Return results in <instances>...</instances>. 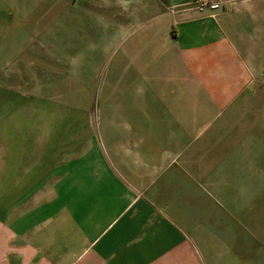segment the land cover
Returning a JSON list of instances; mask_svg holds the SVG:
<instances>
[{"label":"crops","instance_id":"0c3cea01","mask_svg":"<svg viewBox=\"0 0 264 264\" xmlns=\"http://www.w3.org/2000/svg\"><path fill=\"white\" fill-rule=\"evenodd\" d=\"M104 1L84 7L83 29L116 53L118 104L135 95L143 128L160 118L167 134H113L60 164L33 135L7 139L0 110V264H264L257 199L242 202L248 226L226 214V197L263 193L249 180H264V0L215 18L190 0H121L126 15L96 13L140 23L101 35Z\"/></svg>","mask_w":264,"mask_h":264},{"label":"rangeland","instance_id":"374dc122","mask_svg":"<svg viewBox=\"0 0 264 264\" xmlns=\"http://www.w3.org/2000/svg\"><path fill=\"white\" fill-rule=\"evenodd\" d=\"M124 2L119 0L118 5L111 0L101 2L98 6L102 10L94 8V14L100 20V11L109 13L117 8L126 15L129 5ZM96 3V0H0V110L7 115V139L33 135L39 157L47 152L60 164L84 152L94 153L102 142L108 144L113 134H127L136 137L135 141L158 140L160 135L163 139L167 134L160 118L152 121L153 132L143 128L148 117L135 116L139 108L135 95L130 107L119 106L127 91L126 85L117 89L110 82V66L116 53L102 51L104 48L99 46L101 37L106 36L99 37L93 30L85 34L83 29L84 7ZM100 21L97 29L101 35L112 27L127 34L140 23L123 20L117 24L107 16ZM125 37L120 35L119 39ZM29 129L32 131L27 132ZM106 154L104 149L103 155ZM249 183L257 186V192L262 188L263 193L256 197H226V214L230 220L248 226L255 218L242 211V202L246 200L249 205L256 198L261 206L258 211L264 234V180L261 185L260 181ZM248 231L252 232V228Z\"/></svg>","mask_w":264,"mask_h":264},{"label":"built area","instance_id":"2783aa9c","mask_svg":"<svg viewBox=\"0 0 264 264\" xmlns=\"http://www.w3.org/2000/svg\"><path fill=\"white\" fill-rule=\"evenodd\" d=\"M233 0H190L189 6L199 13H208L209 17L215 18L217 13L223 11Z\"/></svg>","mask_w":264,"mask_h":264}]
</instances>
